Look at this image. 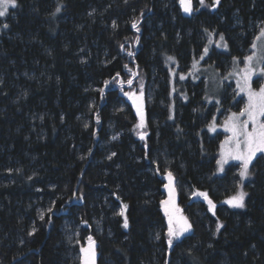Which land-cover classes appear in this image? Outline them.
<instances>
[{
	"label": "trees",
	"instance_id": "1",
	"mask_svg": "<svg viewBox=\"0 0 264 264\" xmlns=\"http://www.w3.org/2000/svg\"><path fill=\"white\" fill-rule=\"evenodd\" d=\"M192 1L188 16L178 0H17L1 18L0 264H79L89 237L96 264H264V160L217 174L207 128L225 106L205 101V72L250 53L264 0ZM168 173L190 224L171 247ZM240 191L244 208L225 203Z\"/></svg>",
	"mask_w": 264,
	"mask_h": 264
},
{
	"label": "snow or ice",
	"instance_id": "2",
	"mask_svg": "<svg viewBox=\"0 0 264 264\" xmlns=\"http://www.w3.org/2000/svg\"><path fill=\"white\" fill-rule=\"evenodd\" d=\"M220 0H214L215 4H219ZM201 6L205 5V0H199ZM180 4L183 8L185 13L191 14L193 11L192 9V0H180ZM17 7V0H0V17L6 16L9 11V8L15 9ZM60 11L57 8V12ZM4 28L8 27V24L3 25ZM135 28L136 25L133 24ZM260 35L264 37V29L261 30ZM224 38L223 36L220 37L222 41ZM217 46H220L219 44ZM255 48L256 46L253 45ZM205 53L207 52V48H205ZM130 56L132 55L131 52L128 53ZM203 58V57H201ZM169 59H172L169 57ZM254 58L252 56L247 57V61L249 63V67L245 70L244 76V86L241 87V91L246 92L248 96V103L245 109L237 114H233L229 119L225 122V130L231 132V137L229 140L225 141L226 144L234 143V148H229L227 151L221 152V159L217 161L219 165H221V171H223V165L228 162L229 159L240 161V172L239 176L241 181L247 179L251 173L249 171V166L251 161L255 158L257 152H264V86L260 87L258 91H254L251 87V77L256 74L255 69L251 66V62ZM260 75H264V69H261ZM183 79V77H181ZM123 83V81H121ZM128 84L131 85L132 81L129 80ZM129 96V98L133 99L134 105H136L137 114L140 117V122L136 125L137 128H143L144 124V116L142 112V106L137 104V100L139 97H136L133 93H125ZM241 117H246V119L241 120ZM249 125H251V130H249ZM210 130H214V125L210 126ZM141 139H144V135L141 134ZM224 149V145L221 146ZM168 180L169 185L166 187L169 188L170 198L174 189L171 187L173 182V177L171 173H168ZM243 185H241V188ZM194 195L203 197L205 200L208 201L210 206L209 210H213L215 205L213 202L208 198L207 193L204 192H196ZM247 193L244 191H240L237 195L230 197L225 203L229 204L231 207L234 208H244L245 207V197ZM166 205L165 207V215L169 218V228H168V244L171 247L173 238H179L184 232L188 231L190 225L187 224V220L184 219L182 226L177 229L174 227V217L173 214L169 211L167 205L171 203L170 201L162 202ZM124 208H127V205H124ZM178 211V210H175ZM121 216L124 215V212L121 211ZM125 228L128 227L127 218L124 220ZM219 230V226L218 229ZM89 247L82 248L81 252L83 255V264H95V247L94 241L91 240L89 237Z\"/></svg>",
	"mask_w": 264,
	"mask_h": 264
},
{
	"label": "rangeland",
	"instance_id": "3",
	"mask_svg": "<svg viewBox=\"0 0 264 264\" xmlns=\"http://www.w3.org/2000/svg\"><path fill=\"white\" fill-rule=\"evenodd\" d=\"M199 1V0H198ZM179 6L181 7L182 11L183 8L180 4V0H178ZM217 4H215L216 6ZM10 9V8H9ZM192 9H193V1H192ZM193 12V11H192ZM191 12V14H192ZM184 14L190 16L191 14L185 13ZM3 17H0V20ZM1 30V29H0ZM261 30L258 32V34L255 36L253 40V44L251 46V51L250 53L245 56V58L239 62L235 61L231 67L227 71V75L222 76L219 73H213L212 71H207L205 74L208 75L209 77V83H208V90L206 91L205 95V101L206 103L210 105H214L217 109L220 108L221 104L225 106V108L220 112L215 113L213 118L210 120L209 125H208V134L210 136H216L220 135L221 140L219 142L218 146V155H217V161L221 159V152L222 151H227L229 148H234L235 145L234 143H229L226 144L225 141L229 140L231 137V132L225 130V122L231 117L234 113L239 115L240 112H242L247 103H248V96L246 92L241 91V87L244 86V76H245V70L249 67V63L247 61V57L252 56L254 59L251 62V66L255 69V73L251 77V87L254 91H258L260 87L264 86V75H260L261 69H264V37L260 35ZM253 45L256 47L254 48ZM128 93H133L136 97H139L140 99L137 100V104H140L142 106V112L144 116V123H145V96H144V91H143V83L138 82L137 83V90ZM128 96V95H127ZM129 97V96H128ZM240 103V107L238 110H235L234 108L236 105ZM129 104L132 107L136 117H137V124L140 122V117L137 114V109L136 105L133 103V99L129 98ZM246 119V117H241V120ZM264 119V118H262ZM214 125V130H210V126ZM138 130H141V128H138ZM249 130H251V125H249ZM222 145H224V149H222ZM261 157L264 160V152H257L255 158L251 161V164L249 166V170L254 164L255 160ZM229 166H235L236 170L235 172L238 173L240 172V161L237 160H232L229 159L226 164L223 165V171H221V165L217 163L216 165V173L221 175L224 173V171L229 167ZM239 179L241 180L240 176ZM244 181V180H243ZM196 193V192H195ZM194 193V194H195ZM194 197L202 200L208 209V212L212 215L215 214V208L213 210H209L210 206L208 204V201L205 200L203 197H199L194 195ZM167 205L169 211L173 214L174 217V227L179 229L182 226L183 220L186 219L184 215H182V212L180 211V208L177 204V201L175 199L174 194L172 193L171 198H170V192L168 191V194L166 195V198L164 201H170ZM163 201V202H164ZM162 210L163 214L165 216L166 220V225H167V234H168V228H169V218L167 215H165V207L166 205L162 203ZM178 210V211H175ZM121 211L124 212V208L121 206ZM124 217V215L122 216ZM187 220V219H186ZM187 224H189L187 220ZM190 232V228L188 231L184 232L182 235L179 236V238H173V242H177L180 240L182 237L187 235ZM169 237V236H168ZM92 240V239H91ZM93 241V240H92ZM89 238L85 241L84 244L80 245L78 248V260L79 264H83V253L81 252L82 248H88L89 247ZM95 247V264L97 261V252H96V245L94 243Z\"/></svg>",
	"mask_w": 264,
	"mask_h": 264
}]
</instances>
